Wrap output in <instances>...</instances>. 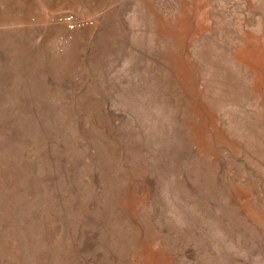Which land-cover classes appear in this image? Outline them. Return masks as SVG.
Listing matches in <instances>:
<instances>
[{
    "label": "rangeland",
    "instance_id": "obj_1",
    "mask_svg": "<svg viewBox=\"0 0 264 264\" xmlns=\"http://www.w3.org/2000/svg\"><path fill=\"white\" fill-rule=\"evenodd\" d=\"M0 264H264V0H0Z\"/></svg>",
    "mask_w": 264,
    "mask_h": 264
},
{
    "label": "built area",
    "instance_id": "obj_2",
    "mask_svg": "<svg viewBox=\"0 0 264 264\" xmlns=\"http://www.w3.org/2000/svg\"><path fill=\"white\" fill-rule=\"evenodd\" d=\"M51 19L54 23L63 25L65 28V32L58 34L55 38L54 45L57 51L64 50L66 44L71 39L70 33L72 31L80 29L90 23V20L73 11L56 13Z\"/></svg>",
    "mask_w": 264,
    "mask_h": 264
}]
</instances>
